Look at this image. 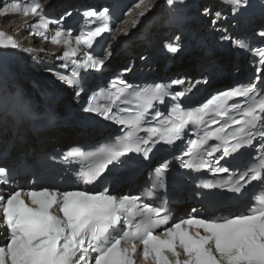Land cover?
<instances>
[{
	"label": "snow or ice",
	"instance_id": "1",
	"mask_svg": "<svg viewBox=\"0 0 264 264\" xmlns=\"http://www.w3.org/2000/svg\"><path fill=\"white\" fill-rule=\"evenodd\" d=\"M140 2L142 3L143 0ZM174 2L175 0H169V4ZM222 3L231 6L235 13L246 4V0H222ZM136 6L138 7L139 4ZM101 11L107 13L108 9L104 8ZM204 11L209 14L208 9ZM0 13L40 16L41 25L46 19L42 15L43 6L39 0L25 4L23 11L19 3L5 4L0 7ZM96 15H98L96 9H90L85 13L87 17ZM140 15L144 16L145 13L142 12ZM60 19L62 21L63 17ZM212 23L215 24L216 21L213 20ZM28 27L34 28L35 25H28ZM102 31H108V29L98 28L87 36L78 35L75 37V44L77 46L84 44L90 48L92 38ZM66 35L62 29H58L55 36L51 37L52 43H63L66 48L62 56L58 57L65 61L60 65L63 69H67L70 57L78 56V49L72 46L71 39L64 38ZM256 35L264 39V30ZM179 41V36L174 37L173 41L165 44L166 49L173 54L177 53L180 49ZM234 43L240 48L245 46L239 39ZM0 47L17 49L18 44L11 35L0 31ZM25 51L29 50L25 49ZM252 52L259 57L253 82L249 85L238 84L216 93L207 99L203 109H209L214 105L212 110L216 115L224 116L227 115L225 105L229 100L237 97L255 100L257 95H264V92L257 90V84L264 83L261 79V74L264 73V48H254ZM107 55L110 56L111 52L109 51ZM71 64L73 65L72 78L63 73H56L53 69L48 71L54 72L59 79L72 85L75 83L74 78L79 76V70L102 68L105 59L86 52L82 59H72ZM120 83L126 84L125 81ZM184 83L183 79L177 78L171 80L168 85L155 84L150 88L139 90L127 85V89L134 92L135 98L140 101L138 105L140 110L129 119L123 116L117 118L118 113L109 107L94 106L92 100L95 97H89L83 107L85 113L123 125L129 131L117 138L118 142L109 150L107 159L94 175L85 179V183L94 181L101 174L122 164L124 158L130 154L148 159L152 151L150 144L159 143L160 140L172 144L182 137L185 125L189 121L195 124L204 122L202 114L192 110L184 111L181 108V99L186 96L185 91L169 90L170 86H179ZM119 91L123 93L125 88ZM166 97L171 98L170 113L183 112V115H178L173 120L167 139L161 136L160 139L149 141L134 136L132 129H139L142 122H146L145 113L155 108L153 101L163 105ZM237 107V104L230 106L231 109ZM130 111L131 109L126 107L119 109V112L124 113ZM155 115L160 117L163 113L155 112ZM245 116L247 119L243 121H231V124L241 125L232 134L228 132L231 124L212 119L211 124H219V127L205 131L204 138L201 140L189 141L190 146L183 153L189 159L181 160L180 167L189 171L202 167L199 163L201 152H206L209 156L213 155L212 151L204 148V145L208 140L215 139L221 143L210 147L216 151L222 148V153L215 161L217 167L212 170L229 173L231 169L220 166V160L241 155L240 150L246 146H252L256 137L264 139V99H260L254 106L249 105ZM120 141L123 143L121 144ZM255 151L256 156H259V168L264 169V155H261L264 152V143L255 144ZM64 159L69 160L70 157L65 155ZM168 167L169 163L165 160L152 170L160 179V184H153V189L164 187L163 179L159 177V174L167 173ZM8 174L9 169L0 166V177L6 178ZM149 179H152L151 174ZM255 180L264 181V174L248 167L239 173V179L235 180L236 186L232 190L242 192ZM2 182L8 183V180L5 179ZM215 186L216 184L212 182L202 183L204 188ZM154 194L152 190L147 192L148 197ZM195 211L193 209V212ZM0 226H4L6 231L4 242L0 243V264H137V258L141 260V264H264V200L259 202V206L254 203L248 211L240 215L220 219L192 215L170 223L169 209L163 205L143 203L141 197L137 195L117 196L111 194L108 188L91 192L41 187L39 190L35 188L28 191L13 190L7 196L0 195ZM162 226H164L163 230L157 234L156 230Z\"/></svg>",
	"mask_w": 264,
	"mask_h": 264
},
{
	"label": "bare ground",
	"instance_id": "2",
	"mask_svg": "<svg viewBox=\"0 0 264 264\" xmlns=\"http://www.w3.org/2000/svg\"><path fill=\"white\" fill-rule=\"evenodd\" d=\"M62 138V137H61Z\"/></svg>",
	"mask_w": 264,
	"mask_h": 264
}]
</instances>
